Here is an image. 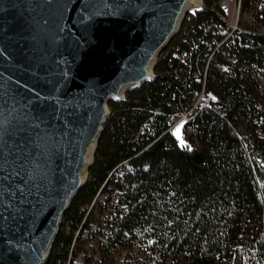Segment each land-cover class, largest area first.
I'll list each match as a JSON object with an SVG mask.
<instances>
[{"label": "trees", "instance_id": "1", "mask_svg": "<svg viewBox=\"0 0 264 264\" xmlns=\"http://www.w3.org/2000/svg\"><path fill=\"white\" fill-rule=\"evenodd\" d=\"M216 1L201 0V12L184 18L166 50L184 29L216 19ZM250 1L240 0L242 12ZM262 5L256 17L250 11L264 30ZM223 48L233 75L218 72L225 61L216 54L206 82L220 114L198 117L189 147L165 133L138 156L141 147L131 150L129 140L164 92L158 76L108 103L86 185L63 215L46 264H75L79 254L81 264L94 256L104 264L137 242L148 248L145 264H264V33H240ZM159 68L160 61L153 71ZM164 129L161 121L154 138ZM109 193L116 203L105 216L95 198Z\"/></svg>", "mask_w": 264, "mask_h": 264}, {"label": "water", "instance_id": "2", "mask_svg": "<svg viewBox=\"0 0 264 264\" xmlns=\"http://www.w3.org/2000/svg\"><path fill=\"white\" fill-rule=\"evenodd\" d=\"M201 4L0 0V264H46L86 185L107 104L154 80Z\"/></svg>", "mask_w": 264, "mask_h": 264}, {"label": "built area", "instance_id": "3", "mask_svg": "<svg viewBox=\"0 0 264 264\" xmlns=\"http://www.w3.org/2000/svg\"><path fill=\"white\" fill-rule=\"evenodd\" d=\"M263 2L264 0L249 2L250 10L254 12L255 17L263 6ZM214 6L220 11L214 12L216 19L204 20L194 27L184 29L183 35H179L176 42L163 53L160 60H157V62L160 61V68L155 75L161 79L164 92L163 90L158 92L157 107L140 122L137 131L129 140L133 152L146 150L165 133L175 138L180 146L189 147L186 143V134H196L198 117L220 114L219 99L211 90L206 89L207 72L212 65L213 57L218 54L224 59L225 65H216L223 77L233 75L234 59L226 55L223 47L240 33L262 34L264 30L261 27H254L251 30L236 27L237 18L240 12L241 14L243 12L241 6H235V0H232L230 7L228 0H217ZM227 10L232 12L230 16L233 14L235 19L232 27L227 23L229 21ZM250 10L244 12L253 20ZM123 99L126 100L125 96ZM156 116L161 120L155 119ZM161 121L164 122L165 129L154 138V129L161 126ZM178 125H180V131L177 137L172 131ZM137 147L141 148L136 150Z\"/></svg>", "mask_w": 264, "mask_h": 264}, {"label": "rangeland", "instance_id": "4", "mask_svg": "<svg viewBox=\"0 0 264 264\" xmlns=\"http://www.w3.org/2000/svg\"><path fill=\"white\" fill-rule=\"evenodd\" d=\"M228 2H229V7H230L232 5V0H228ZM236 6H238L237 0H236ZM231 9H232V7H231ZM227 12H228L227 17H229V21H227V23H229L230 26L232 27L235 23V19H233V14H232V16H230L232 13L231 11L227 10ZM236 22H237L236 27L238 29L239 28L245 29L247 27H250L249 30H251L254 27H256V28L261 27L259 23H254L252 18L249 15H247L245 12H243L242 14L240 12V15L238 16ZM163 53H165V52H163ZM163 53H162V55H163ZM154 74H157V73L154 71ZM155 76L157 78V75H155ZM260 83H262V82L260 81ZM107 108H108V113H109L108 117H109V116H111L112 111H111V107L108 106V104H107ZM177 128L180 129V125L174 127L172 132L175 136L178 137V135L176 134ZM178 144L180 145L179 142H178ZM143 151L144 150L140 151L135 156H138ZM124 168H125V165H124ZM128 169H130V167L125 168V170H128ZM122 173H123V170H118L115 173V176L119 177L120 175H122ZM107 198L109 199L108 203L105 200ZM115 203H116V196L114 195V193L98 194L97 197L95 198V205L97 204V206H99V208L102 210L101 214L105 215V216L107 213L106 210L109 209V207H111V205H114ZM91 205H90V207H91ZM148 258H149V251H148L147 246L143 245L142 243L137 242L136 244L133 245L132 248H130L128 250H124L122 252H118L117 255L114 256V258L109 259L108 262H105L104 264H119L120 262H123V264H137V263L138 264H145ZM82 261H83V254H79L78 257L75 259V264H81ZM99 261L100 260L97 258V256H94L92 264H102Z\"/></svg>", "mask_w": 264, "mask_h": 264}, {"label": "bare ground", "instance_id": "5", "mask_svg": "<svg viewBox=\"0 0 264 264\" xmlns=\"http://www.w3.org/2000/svg\"><path fill=\"white\" fill-rule=\"evenodd\" d=\"M237 1H238V6H240V0H237ZM235 6H236V0H235ZM179 31H180V30H179ZM179 31H178V33H179ZM178 33H177V35H178ZM177 35H176V36H177ZM176 36H175V37H176ZM175 37H174V38H175ZM172 41H173V40H172ZM165 50H166V49H165ZM159 57H160V56H159ZM157 60H158V59H157ZM156 65H157V64H156ZM153 75H154V79H156V76H155V74H154V71H153ZM123 101H124V99H123ZM123 101H122V102H123Z\"/></svg>", "mask_w": 264, "mask_h": 264}, {"label": "snow or ice", "instance_id": "6", "mask_svg": "<svg viewBox=\"0 0 264 264\" xmlns=\"http://www.w3.org/2000/svg\"><path fill=\"white\" fill-rule=\"evenodd\" d=\"M179 131H180V129L177 128V130H176V134H177V135H179Z\"/></svg>", "mask_w": 264, "mask_h": 264}]
</instances>
